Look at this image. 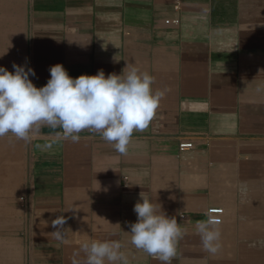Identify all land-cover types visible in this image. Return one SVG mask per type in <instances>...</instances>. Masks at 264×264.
<instances>
[{"label":"crops","instance_id":"0c3cea01","mask_svg":"<svg viewBox=\"0 0 264 264\" xmlns=\"http://www.w3.org/2000/svg\"><path fill=\"white\" fill-rule=\"evenodd\" d=\"M26 62L37 88L57 64L73 78L128 64L163 95L126 154L88 130L0 137V264H84L93 241L161 264L126 234L141 192L181 227L172 264H264V0H0V67ZM209 209L216 254L195 227Z\"/></svg>","mask_w":264,"mask_h":264},{"label":"clouds","instance_id":"9594fccd","mask_svg":"<svg viewBox=\"0 0 264 264\" xmlns=\"http://www.w3.org/2000/svg\"><path fill=\"white\" fill-rule=\"evenodd\" d=\"M14 71L0 67V137L9 134L29 141L32 129L46 125L62 130L63 138L79 142L80 133H98L119 154H126L134 132H143L153 121L161 92H153L154 78L127 66L120 75L99 70L96 75L73 78L62 64L50 67V79L37 88L30 77L36 72L27 62L13 63ZM49 147V146H45ZM160 205V204H159ZM161 206V205H160ZM133 211L137 221L130 223L131 244L161 264H172L182 230L176 218L157 211V203L145 192ZM220 221L212 216L195 225L205 251H219ZM64 221H52V234L61 239ZM84 264H128L119 241H93L82 248ZM73 264H77L74 259Z\"/></svg>","mask_w":264,"mask_h":264},{"label":"built area","instance_id":"2783aa9c","mask_svg":"<svg viewBox=\"0 0 264 264\" xmlns=\"http://www.w3.org/2000/svg\"><path fill=\"white\" fill-rule=\"evenodd\" d=\"M167 23H170V21H167ZM172 23L173 24H179V21L178 20H174ZM61 134L63 135L62 131H61ZM192 148H193V143H190V142H185V143H182L180 145V151L181 152H185V151L191 150ZM222 214H223V210L222 209H209L208 210V217L212 216L215 219L219 220L220 223L222 221V217H221Z\"/></svg>","mask_w":264,"mask_h":264}]
</instances>
